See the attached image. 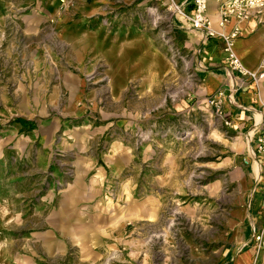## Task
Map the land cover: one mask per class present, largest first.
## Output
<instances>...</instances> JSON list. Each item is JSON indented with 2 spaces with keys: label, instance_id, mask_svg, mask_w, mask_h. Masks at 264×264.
<instances>
[{
  "label": "rangeland",
  "instance_id": "1",
  "mask_svg": "<svg viewBox=\"0 0 264 264\" xmlns=\"http://www.w3.org/2000/svg\"><path fill=\"white\" fill-rule=\"evenodd\" d=\"M156 5L0 0V264L236 256L247 231L248 149L201 101L176 17L149 24ZM81 20L143 29L169 73L152 90L133 81L112 92L107 61L70 46V23ZM171 49L183 58L175 63ZM250 264H264V251Z\"/></svg>",
  "mask_w": 264,
  "mask_h": 264
},
{
  "label": "crops",
  "instance_id": "2",
  "mask_svg": "<svg viewBox=\"0 0 264 264\" xmlns=\"http://www.w3.org/2000/svg\"><path fill=\"white\" fill-rule=\"evenodd\" d=\"M177 2L185 9H191L192 0ZM209 13L216 22L217 7L212 1L209 3ZM89 26L82 20L70 23V46L76 48L80 56L85 54L107 61L110 65L112 92H123L133 81H137L143 91L152 90L169 73L171 64L166 53L143 29L132 24H118L110 29L100 23ZM230 29L231 25L228 24L225 30ZM180 32L184 37L181 44L192 51L191 77L198 81L197 93L201 101L206 102L207 97L225 89L223 109L231 120L228 129L239 139V144L248 149L246 164L250 169V185L246 202L247 231L245 235L243 232L239 235V247L230 264H233L237 256L241 260L240 264H250L255 249L248 243L254 228L261 221L264 189L263 164L259 155L252 151V140L264 125V76L258 86L248 82L243 88L233 90L237 86L238 77L228 69L224 61L221 39L214 37L203 41L182 28ZM234 49L247 68L264 69V9L259 19H250L241 24Z\"/></svg>",
  "mask_w": 264,
  "mask_h": 264
},
{
  "label": "built area",
  "instance_id": "3",
  "mask_svg": "<svg viewBox=\"0 0 264 264\" xmlns=\"http://www.w3.org/2000/svg\"><path fill=\"white\" fill-rule=\"evenodd\" d=\"M158 1L162 2V7L156 5L148 8L147 16L150 25L157 26L163 16L170 14L176 17L180 28L194 33L200 40L220 38L225 54L224 61L228 69L238 77L237 86L233 90L243 88L248 82H253L256 86L259 85L260 79L264 76V69L251 70L247 68L234 49V41L239 36L242 23L260 18L264 9V0H192L190 10L185 9L177 0H157V3ZM210 1L214 2L217 7L216 22L213 21L209 13ZM228 24L231 25V29L226 31L225 27ZM171 58L176 63L183 57L178 50L171 49ZM224 96L225 89H220L214 95L207 97L206 104L212 109L214 116L229 127L231 120L223 109ZM252 142V151L255 155H259L264 169V125L255 134ZM261 200V221L254 228L250 243H248L254 247L255 257L264 251V189Z\"/></svg>",
  "mask_w": 264,
  "mask_h": 264
}]
</instances>
